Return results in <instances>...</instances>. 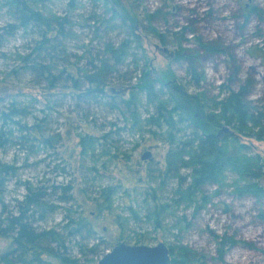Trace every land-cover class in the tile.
<instances>
[{"label":"rangeland","instance_id":"obj_1","mask_svg":"<svg viewBox=\"0 0 264 264\" xmlns=\"http://www.w3.org/2000/svg\"><path fill=\"white\" fill-rule=\"evenodd\" d=\"M106 1L36 0L34 6L54 16L69 17L75 36L66 44L68 56L64 60L74 64L79 61L82 65L84 61L82 45L100 51L104 39L117 45L127 37L131 39L129 33L135 32L137 41L131 40L129 54L120 68L122 79L114 75L108 94H118V89L134 85V77L149 66L169 88L178 87L184 94L182 98L197 103L196 122L204 119L203 113L215 112L229 89L237 91L241 86L252 107L264 106V0H112L120 12L131 18L134 28L131 22L126 21L125 27L118 19H111ZM92 17L110 21L107 27L103 24L100 28L101 23H94ZM12 22V14L0 0V27ZM156 32L163 36V43ZM1 38L0 162L14 166L15 172L4 185L5 206L2 208L0 203V211L14 209L17 199L25 193L24 183L33 187L70 185L72 200L58 201L57 196L63 193L58 189L51 202L59 207L40 225L61 228L67 215L83 212L95 232L89 237L84 232L83 237L68 238L74 255H78L77 243L87 247L98 243V254L93 256L98 261L114 245H133L136 238H141L140 244L162 242L175 249L186 246L197 264H264V195L237 194L232 170L225 173L220 184L204 188L208 201L203 206H172L159 228L145 217V192L156 188L161 200L171 203L175 185L171 179L164 184L158 179L169 147L165 128L147 122L154 113V100L134 92L138 100L134 120L111 107L106 97L79 100L75 95L60 94L68 91L61 90L68 88L67 82L60 81V87L53 89L23 69H15L19 58L29 53L36 41L35 30L19 29ZM199 40L217 47V52L201 50ZM179 45L196 54L195 66L202 74L198 85L193 83L187 65L173 59ZM120 92L129 96L127 90ZM11 108H17L19 113L14 114ZM227 132L248 145V156L261 157L259 182L264 185V142L239 136L226 124L217 134ZM85 133L105 135L102 144L82 152L79 139ZM145 152L150 157L142 160ZM180 172L185 175L188 170ZM111 185L117 187L111 198L112 210L97 213L93 199L101 187ZM127 205L140 212L139 221L128 219ZM230 241L236 242L229 245ZM9 242L0 238V253Z\"/></svg>","mask_w":264,"mask_h":264},{"label":"trees","instance_id":"obj_2","mask_svg":"<svg viewBox=\"0 0 264 264\" xmlns=\"http://www.w3.org/2000/svg\"><path fill=\"white\" fill-rule=\"evenodd\" d=\"M35 1L4 0V5L12 14L14 22L0 27L3 32L0 34V40L2 35L14 34L19 29L25 32L35 30L37 34V39L29 53L19 58V64L15 69H23L26 73L34 75L37 82H44L53 89L60 87L58 86L60 81H65L69 86L61 90L68 89V91L59 93L75 95L79 100L106 97L111 107L119 109L120 112L123 111V114L130 115L134 120L138 107L134 92L144 93L147 99L154 100V113L148 117L147 122L157 128H165L164 138L169 147L165 155L164 166L158 173V179L161 180V184L167 182V179L175 182L170 196L171 203L168 199L161 200L156 188H150V191L144 194L145 217L156 228L162 226V221L172 206L186 204L198 208L207 203L208 195L204 188L208 185L220 184L228 170L235 172L233 173L235 175L234 186L237 194L247 193L257 197L264 195V185L259 182L263 164L258 161L261 157L256 154L248 156L247 153L250 152L248 145L240 142L236 135L230 132L224 135L217 134L219 128L226 124L231 126L239 136L264 142V106L252 107L246 100L244 86L237 91L229 89L227 95L218 101L216 111L203 113L204 119L199 122L194 121L195 111H199L197 103H191V98L187 96V98H182L180 95L184 94L178 87L169 88L168 84L157 78L149 66L141 69L140 76L134 77L136 78L134 85L118 89L116 91L118 94H108L107 87L114 75L117 74L118 79H122V76H119L120 68L129 54L128 48L131 42L137 41L135 32L129 33L131 39L127 37L117 45L104 39L100 44V51L94 52L88 44L82 45V52L85 54L82 57L84 61L82 65H79V61L74 64L68 59L64 60L68 56L66 55V44L71 37L75 36L69 17L66 15L58 17L37 9L34 6ZM106 4H108L111 19H118L125 27L126 21L129 24L131 22L130 26L134 28L131 18L120 12L118 5L112 0H107ZM92 19L94 23H101L100 28L103 24L107 27L110 21L97 20L95 17ZM88 20L87 18L86 21ZM96 29L99 30L98 27ZM156 35L163 43V36L158 32ZM197 45L201 50L208 52L218 50L217 47L200 40ZM173 55L175 61L187 65L186 69L193 83L198 85L202 80V74L195 66L196 54L179 45ZM62 86L64 85L61 84ZM121 90H127L129 96L124 97ZM10 111L16 115L19 113L17 108H11ZM126 118L128 117L125 116ZM23 128L29 130V127ZM104 136H95L90 133L81 135L79 145L82 147V152L94 150L97 145L102 144L101 140ZM91 169L95 170V167ZM182 169L188 170V173L183 175L180 172ZM14 170V166L0 162L2 208L5 206L4 185L14 174ZM24 184L25 193L21 199H17L14 209L0 211V238L10 241L0 253V263L98 264L93 257L98 254V243L90 247L77 243L78 255L72 254L68 246L69 237H83L84 232L86 237H89L95 232L92 223L87 220L83 212L72 216L67 215L61 228H45L40 225L47 222L59 207L51 202L56 191L61 189L63 192L57 196L58 201L70 202L73 198L70 193L72 187L54 184L33 187L28 183ZM116 190V185L100 188L98 197L93 199L94 203H92L97 213L111 212V198ZM127 210L128 219L136 221L141 219L140 212L133 209L131 205H127ZM235 242L230 241L229 245ZM134 243L140 244L141 238H136ZM168 248L170 264H197V259L186 246H180L178 249L173 246Z\"/></svg>","mask_w":264,"mask_h":264},{"label":"water","instance_id":"obj_3","mask_svg":"<svg viewBox=\"0 0 264 264\" xmlns=\"http://www.w3.org/2000/svg\"><path fill=\"white\" fill-rule=\"evenodd\" d=\"M226 131V128H222ZM150 157L145 152L141 159ZM169 248L160 242L155 245L126 244L121 242L114 245L98 260V264H170Z\"/></svg>","mask_w":264,"mask_h":264}]
</instances>
